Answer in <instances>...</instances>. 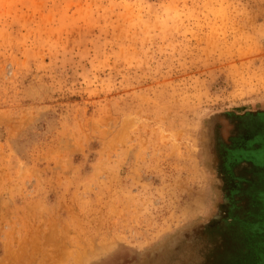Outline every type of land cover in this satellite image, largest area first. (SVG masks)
<instances>
[{
  "label": "rangeland",
  "instance_id": "rangeland-1",
  "mask_svg": "<svg viewBox=\"0 0 264 264\" xmlns=\"http://www.w3.org/2000/svg\"><path fill=\"white\" fill-rule=\"evenodd\" d=\"M262 109L264 0H0V264L198 263Z\"/></svg>",
  "mask_w": 264,
  "mask_h": 264
},
{
  "label": "flooded vegetation",
  "instance_id": "flooded-vegetation-1",
  "mask_svg": "<svg viewBox=\"0 0 264 264\" xmlns=\"http://www.w3.org/2000/svg\"><path fill=\"white\" fill-rule=\"evenodd\" d=\"M236 119L238 124L224 130L223 142L216 145L221 192L216 213L207 224L185 234L191 242L201 234L212 237L205 245L206 254L200 253L202 257L196 264H238L246 251L241 242L244 236L251 242L260 235L263 215L259 214L264 213V154L258 149L264 146V114H244ZM253 247L250 264H263L261 251L257 253L256 245ZM174 250L180 249L176 245Z\"/></svg>",
  "mask_w": 264,
  "mask_h": 264
},
{
  "label": "water",
  "instance_id": "water-1",
  "mask_svg": "<svg viewBox=\"0 0 264 264\" xmlns=\"http://www.w3.org/2000/svg\"><path fill=\"white\" fill-rule=\"evenodd\" d=\"M259 113H264V109L258 110Z\"/></svg>",
  "mask_w": 264,
  "mask_h": 264
}]
</instances>
